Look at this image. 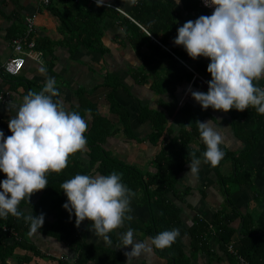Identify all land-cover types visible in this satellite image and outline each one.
<instances>
[{
  "label": "crops",
  "instance_id": "crops-1",
  "mask_svg": "<svg viewBox=\"0 0 264 264\" xmlns=\"http://www.w3.org/2000/svg\"><path fill=\"white\" fill-rule=\"evenodd\" d=\"M106 4L107 6L102 8L110 13L104 19L101 44L105 49L102 52L101 48H98L100 46H96L97 48L87 46L73 40L67 29L61 30L63 25L61 16L70 14L76 19L79 13L83 14L100 8L94 7L90 0H56L47 6L40 5L35 0H0V61L11 56V40L14 36L23 33L26 18L30 16H35L37 31L32 37L36 42V50L42 52L40 62L26 58L18 76L10 79L9 77L0 78V88L7 90L12 99L11 105H0V124L8 125V120L15 115L23 97L29 91L39 92L47 78H54L60 96L53 99L61 100L66 110L78 112L89 125V114L86 109L88 101L95 104L102 115L110 117L113 121L118 119L110 110L111 97L127 109L130 114L131 135H127L120 129L108 139L105 148L118 161L139 167L142 174H155V158L161 146L160 143L150 142L151 125L149 121H140L138 115L144 106L159 108L160 99L152 92L150 82L138 84L133 79L137 73L135 69L144 65L137 57L131 40L136 31L127 30L124 22L132 23L153 42L158 43L157 38L165 37L167 34L176 35L177 29L185 22L195 21L201 15L208 14L191 0H180L179 4H176V0H137L135 6H130L126 0H107ZM152 30L157 36L150 33ZM169 43L174 44L171 40ZM143 50L150 49L145 45ZM41 67H44L46 72H39ZM260 82H264V79L258 83ZM187 91L188 89L184 91V96L188 94ZM211 118L205 121L211 120L217 131L221 133L222 143L227 146V149L240 150L243 145L234 135L229 117L226 114H219ZM260 118L261 132L248 157L252 164L251 177L244 180L236 179L234 175L236 170L230 159L221 166L223 180L204 163L200 165L199 178L196 180L190 181L184 177L189 171L188 164L178 174L176 193H170L169 198L182 211L181 225L176 227L179 231L176 242L189 256L190 264H233L226 254L220 252L219 245L214 239L211 241V246L215 252L220 253L218 254L220 258H217L215 254L193 252L189 233L190 220L202 217L205 221H211L216 213L223 210L227 214V220L233 227L239 229L241 218L236 217V213L250 212L252 217L257 219L263 211L264 115ZM174 129V134H177L179 128L174 126ZM176 145L179 146V143ZM70 159L85 167L90 162V154L86 148L84 152H78ZM95 165L97 166V163ZM116 173L121 174L119 171ZM90 175L101 174L93 170ZM5 178V175L0 173V181ZM225 179H229L231 184L228 185ZM182 187L188 188L189 191L184 192ZM129 189L135 193L130 205L132 212L129 213L133 219L125 220L122 228L109 234L112 240L111 246L94 236L93 231H90L91 221L85 220L76 228L78 237L93 245L102 255V259L90 260L84 264H109L115 254H120L122 264H126L127 258L124 252L130 251L131 246L126 248H116V246L120 244L119 234L126 232L128 228L133 230L136 240H149L150 237L144 230L148 227L151 218L143 188ZM41 195V191L33 194L30 197L33 204L20 206L21 211L25 215L34 214V204L38 202ZM46 216V219L52 222L59 217L56 209L47 211ZM29 240L40 254L16 248L8 260L9 264H64L48 254L56 255V257H75L72 249L54 237L35 233L31 234ZM26 255L29 256L27 261ZM166 263L167 259L160 257L155 248L150 257L141 256L133 262V264Z\"/></svg>",
  "mask_w": 264,
  "mask_h": 264
},
{
  "label": "trees",
  "instance_id": "trees-1",
  "mask_svg": "<svg viewBox=\"0 0 264 264\" xmlns=\"http://www.w3.org/2000/svg\"><path fill=\"white\" fill-rule=\"evenodd\" d=\"M102 7L86 11L83 14L79 13L76 19L70 14L61 16L63 21L61 30L67 29L73 40L93 48L100 46L98 48L104 52L105 48L101 44V37L104 19L110 12ZM207 14L210 15L208 12ZM124 25L127 30L136 31L131 40L137 57L144 65V67L135 69L137 73L133 79L138 84L150 82L152 92L160 99L159 108L144 106L138 115L140 121H149L151 125L150 142L152 144L160 143L161 146L155 158L156 173L142 174L139 167L118 161L105 148L108 139L120 129L127 135H131L128 110L111 97L110 110L118 119L113 121L110 117L102 115L95 104L86 101L90 125L88 124L84 135L87 140L86 148L90 154V162L83 167L77 161L69 158L68 165L62 172L59 174L50 173L47 176L48 187L41 191L40 199L34 204L33 214L36 216L43 213L45 217L42 228L37 233L54 237L66 244L74 251L78 264L102 259V255L97 248L78 237L74 214L70 218L68 211L62 207L67 202V197L60 187L64 181L76 174H90L93 170L101 175L119 171L122 174L121 181L127 187L143 188L145 195L143 196L149 207L151 218L144 231L149 237H154L162 231L176 229L181 225V208L169 198V194L176 193L178 174L190 163L192 154L195 153L197 157L202 158V154L206 150L199 135L197 121L203 122L213 115L226 114L234 135L243 145L238 151H229L224 143L220 145L224 152L223 159L215 168L208 166L222 180L220 168L227 159H230L234 165L236 179L244 180V178L251 177L252 164L248 157L261 132V115L254 108L246 109L243 112L232 109L225 113L212 108L202 109L192 99L191 91L207 92L208 90V86L202 82L201 78L210 81L211 76L206 70L210 61L204 57L193 60L182 46L170 44V40L174 41L177 33L157 38L159 41L157 43L132 23L127 21L124 22ZM150 33L157 36L154 30ZM22 34L16 35L12 39ZM28 41L29 39L25 41V44ZM160 44L167 49H164ZM145 45L149 47V51L143 50ZM168 50L184 61L201 78L197 77L193 80L194 73ZM191 82L189 88L191 91H189L188 85ZM187 89L188 94L184 96V91ZM174 126L179 128L177 134H174ZM0 130L4 132L5 137L11 135L8 125L0 124ZM177 143L179 146L176 145ZM181 189L184 192L189 191L188 188L182 187ZM24 204L33 203L31 200L29 202L24 200L18 206L19 209ZM51 209H56L58 212L59 217L55 222L46 219V212ZM23 215L25 214L23 213ZM238 216L241 218V222L239 229H236L227 220V214L223 210L216 213L211 220L216 228L213 235L208 233L207 221L195 217L193 224L189 227L193 252L215 254L217 258H220L218 255L220 253L215 252L211 246V241L214 239L219 245L220 252L226 254L233 264H237V260L227 250V244L234 241L233 245L237 254L245 258L248 263L264 264V207L257 219H254L250 212L236 213V217ZM3 225L8 230L4 231L0 227V264H9L8 260L16 248L40 254V251H37L35 246L30 243V224L23 219V216L20 219L11 215L7 219L0 218V226ZM156 253L167 259L166 264H190L189 256L176 241L169 248L156 249ZM113 257L109 264H122L123 260L120 254H115ZM25 260H29L28 255L25 256Z\"/></svg>",
  "mask_w": 264,
  "mask_h": 264
},
{
  "label": "clouds",
  "instance_id": "clouds-1",
  "mask_svg": "<svg viewBox=\"0 0 264 264\" xmlns=\"http://www.w3.org/2000/svg\"><path fill=\"white\" fill-rule=\"evenodd\" d=\"M106 2L95 0L97 7L105 6ZM126 2L135 6L137 0ZM204 4L214 9L211 15L185 22L177 29L173 41L191 59L204 57L210 61L206 69L211 76L207 92L189 89L191 97L202 109L226 113L254 108L264 115V87L258 86L264 79V0H204ZM38 71L44 73L46 69L41 67ZM59 96L56 80L47 78L42 90L29 91L23 97L15 115L8 120L11 135L5 137L0 130V173L6 177L0 181V218L23 216L30 224L31 234L42 228L44 214L23 215L18 206L48 187L47 176L62 172L69 158L84 152L87 146L84 135L87 120L78 112L66 110L61 100L53 99ZM197 125L206 150L202 158L192 154L189 171L184 175L190 181L199 178L201 163L215 168L224 157L220 147L223 137L211 120L197 121ZM121 178L122 174L116 172L76 174L60 185L67 197L62 207L70 218L74 214L75 226L91 221L90 231L109 246L112 245L109 234L122 228L125 220L133 219L129 213L135 193ZM178 236L179 231L172 229L148 241H138L128 228L119 234L120 244L116 248L131 246L124 255L126 264H133L141 256L150 257L154 248H169Z\"/></svg>",
  "mask_w": 264,
  "mask_h": 264
},
{
  "label": "built area",
  "instance_id": "built-area-1",
  "mask_svg": "<svg viewBox=\"0 0 264 264\" xmlns=\"http://www.w3.org/2000/svg\"><path fill=\"white\" fill-rule=\"evenodd\" d=\"M40 5H50L52 2L56 0H35ZM94 7H96L95 0H90ZM194 3L197 4V6L200 9H203L207 11L210 15L212 11L214 10L211 7H206L204 4V0H191ZM107 6V4L105 5ZM114 8V7H113ZM126 15V14H125ZM127 16V15H126ZM36 22H35V16H30L26 18L25 21V31L21 36L15 37L11 40L12 45V54L10 57H8L4 61H0V78H6V77H16L20 74L26 58H31L34 61L40 62L42 57V52L36 50V42L33 40V37L36 34ZM29 39V41L25 44V41ZM164 49H167L162 44H160ZM169 51V50H168ZM178 61H180L183 65H185L187 68H189L193 73L194 77L193 80L197 77L201 78L194 70H192L184 61H182L179 57H177L173 52L169 51ZM202 79V82L207 85V80ZM193 82V81H192ZM192 82L188 85V89L190 88ZM260 87H264V82H260L258 84ZM188 92V91H187ZM12 99L9 96V92L5 89L0 88V105H11ZM208 233L209 234H215L216 228L214 227L213 223L211 221H208ZM193 221H189V225H192ZM4 231H7L8 229L3 225L0 226ZM234 241L229 242L227 244V250L230 254L233 255L235 260H237V264H250L246 261L245 258L239 256L237 254V250H235ZM48 256L55 258L56 260H59L63 262L64 264H78L77 258H68L66 256H58L53 254H48Z\"/></svg>",
  "mask_w": 264,
  "mask_h": 264
},
{
  "label": "rangeland",
  "instance_id": "rangeland-1",
  "mask_svg": "<svg viewBox=\"0 0 264 264\" xmlns=\"http://www.w3.org/2000/svg\"><path fill=\"white\" fill-rule=\"evenodd\" d=\"M227 160H228V159H227ZM220 170H221V168H220ZM225 182H227L228 185L231 184V183H230L231 181H230L229 179H225Z\"/></svg>",
  "mask_w": 264,
  "mask_h": 264
}]
</instances>
